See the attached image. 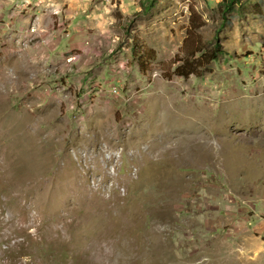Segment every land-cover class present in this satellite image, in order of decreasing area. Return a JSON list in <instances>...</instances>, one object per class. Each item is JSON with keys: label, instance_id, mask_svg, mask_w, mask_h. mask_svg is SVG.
<instances>
[{"label": "rangeland", "instance_id": "obj_1", "mask_svg": "<svg viewBox=\"0 0 264 264\" xmlns=\"http://www.w3.org/2000/svg\"><path fill=\"white\" fill-rule=\"evenodd\" d=\"M221 2L0 0V264H264V0Z\"/></svg>", "mask_w": 264, "mask_h": 264}, {"label": "trees", "instance_id": "obj_2", "mask_svg": "<svg viewBox=\"0 0 264 264\" xmlns=\"http://www.w3.org/2000/svg\"><path fill=\"white\" fill-rule=\"evenodd\" d=\"M238 2H239V0H222L221 5H220V10L224 13V18H226L228 13H231L234 10V7L236 4H238ZM218 54H220V55L224 54V52L221 50L220 46H217L216 55H218ZM216 59H217V56H214V58H212V61H214Z\"/></svg>", "mask_w": 264, "mask_h": 264}]
</instances>
